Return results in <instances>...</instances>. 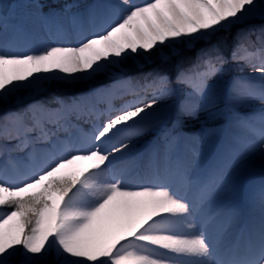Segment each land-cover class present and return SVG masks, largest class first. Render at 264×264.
<instances>
[{"label": "snow or ice", "instance_id": "obj_1", "mask_svg": "<svg viewBox=\"0 0 264 264\" xmlns=\"http://www.w3.org/2000/svg\"><path fill=\"white\" fill-rule=\"evenodd\" d=\"M30 8L60 42L16 51L27 28L23 22L9 28L15 12L0 13V104L20 103L21 90L36 92L50 80L106 75L110 83L67 101L57 96L55 108L33 101L0 111V264H264V179L245 186L256 153L264 168V0L103 6L64 0L55 7L33 0ZM238 23L247 27L230 51L221 50L223 40L211 42ZM201 40L208 47L174 78L132 77L123 67L177 41ZM240 63L252 73L229 78ZM117 95L133 99L116 108ZM93 96L109 107H87L96 119L85 132L73 117L79 121ZM202 115L227 125L230 135L215 163L196 174L170 156L182 138L180 125ZM149 132L160 140L150 154L151 174L118 167L134 140ZM219 134L211 127L200 133L206 140ZM161 157L162 171L154 167ZM221 193L246 194L259 209L239 236L229 231L228 217L210 211Z\"/></svg>", "mask_w": 264, "mask_h": 264}, {"label": "bare ground", "instance_id": "obj_2", "mask_svg": "<svg viewBox=\"0 0 264 264\" xmlns=\"http://www.w3.org/2000/svg\"><path fill=\"white\" fill-rule=\"evenodd\" d=\"M33 2V0H5L4 5L2 6V10L0 13L7 12L11 16L12 12H15L16 16L15 19H9L8 20V26L12 24H17L20 22H23L24 25L27 28L26 35H23L19 41V43L15 46L16 51H39L44 46L54 45L58 41L57 37L52 34V29L41 21L31 17L29 13L32 11L30 8V4ZM42 3L51 5L53 7L57 6L59 3H63L64 0H41ZM76 2L81 3L84 6L88 5H100L103 6L105 4L109 3H119V0H76ZM146 2V0H130V5H139ZM47 10V9H46ZM252 23H259V21H252ZM247 27V23H238L230 26L228 30H220L219 32H224L227 35L229 32L235 31V29H239L242 27ZM3 25L2 22H0V31H3ZM215 33V34H216ZM213 34V35H215ZM232 35V34H231ZM72 37H69V40H71ZM198 42V41H197ZM64 43H67V41H64ZM235 41L233 43L230 42V44L227 43V46H229V50L233 47ZM177 45L179 48L183 46L179 41L172 43ZM168 46V45H167ZM158 49L153 53L151 57H154L153 61L150 62V64L146 58L147 56L141 58L137 56L136 58L140 59L144 66L149 68L151 65L159 64L162 65L161 62H163L160 54L157 52ZM164 52V50L160 51ZM177 55H170L168 58L171 59V57H176ZM126 61L130 62H136V59L129 58ZM136 66V65H135ZM137 68V67H136ZM242 69V71H241ZM138 70V69H137ZM141 70V69H140ZM162 72H165V70H161ZM130 71L127 70V75L132 76V74L129 73ZM168 71L166 70V74ZM252 73V69L248 66H246L243 63L240 64H233L230 67L229 71V78L232 77H248L249 74ZM174 78L175 75H172ZM87 79V78H86ZM82 81V80H77ZM77 81H53L50 80L44 87L38 89L36 92H29L28 90H21L20 92L25 91L28 93L27 98L23 99L21 102V107H24L27 104L32 103L33 101H41L38 99V96L41 94H48L49 98H51L50 103L47 105H53L56 104L53 97L54 95H59L63 100L67 101L69 97L76 96V91L78 90V86L72 87V88H64L67 85L76 84ZM61 85L63 86H55L51 87L52 85ZM50 88H49V87ZM19 92V93H20ZM133 99L131 95H124L120 96L117 95L116 98L112 99L111 104L113 107L119 108L123 103ZM23 103V104H22ZM20 104L11 105V107L8 108H18ZM108 101L101 97H90L87 107H94L97 110H101L104 107H108ZM50 107H57V104ZM106 110V109H105ZM242 110H247V108H243ZM241 110V111H242ZM106 118V117H105ZM104 118V119H105ZM82 124L79 125L80 128H82L85 132L90 131L92 127V123L94 122L95 115H89L85 114L81 116ZM73 122H76L75 117H73ZM90 128V129H89ZM220 134L212 139H204L202 137H198L196 135H193L192 139L189 140H183L180 141V145L178 144L177 148L174 150V152L170 156V160L172 163H176L178 161H182L186 163L190 170L195 169L196 174H203L207 171V169L215 163L217 157L220 155V153L224 150L225 146L228 143V138L230 135L229 132H219ZM61 138H64V134H61ZM156 136L154 133H147L136 140H134V148H137L138 150H143L145 147H150L154 143ZM133 148V149H134ZM130 150V154H126L122 159H125L126 161H130L132 156V150ZM195 154V155H194ZM21 156L23 154H20ZM154 167L160 171H162L165 167V160L158 159L155 162ZM153 168V164H152ZM151 171H149L148 175L151 174ZM264 179V168H262L261 160H260V154L256 153L254 156H252L246 165V174H245V186L247 188L254 187L258 185L261 180ZM211 212H218L222 217H228L229 218V231L234 235L237 236L243 233L250 225V222L254 217H258L259 209L258 207H254L250 204L247 195L238 196L236 198L231 197L227 193H221L216 197L215 200L212 201V203L209 206ZM4 209H0V211H3Z\"/></svg>", "mask_w": 264, "mask_h": 264}, {"label": "rangeland", "instance_id": "obj_3", "mask_svg": "<svg viewBox=\"0 0 264 264\" xmlns=\"http://www.w3.org/2000/svg\"><path fill=\"white\" fill-rule=\"evenodd\" d=\"M242 28H246V27H242ZM242 28H239V29H235V31L233 32V30H232V32H229L227 35H225L226 33H224V32H219V33H216L215 35H212L211 37H210V40H211V42L212 43H216L217 41H219V40H223V42H224V44L226 45V47H222V51H225V52H227V51H230L229 50V46H227V43L228 44H230V42L231 43H233L234 41H235V38H236V35H237V33L240 31V29H242ZM232 34V35H231ZM255 38V36H254V34H253V39ZM208 47V43L206 42V41H203V40H201V41H198V42H193V43H187V44H183V46L182 47H178L177 45H175V44H169L167 47H161V48H158V53L160 54V56L162 57V58H165V59H162L163 61H166L167 59H168V57L170 56V55H172V54H174V55H177L174 59V61L176 62L175 63V65L174 66H171V67H167L166 65V62L164 63V62H162L161 64L162 65H151L149 68H147V67H145L144 66V63L140 60V59H138V58H136L135 57V59H136V62L134 63V64H137L136 66H137V69L138 70H140L141 72H144L145 73V71L147 72L146 73V75L147 74H149V73H151V74H153V75H155V74H157V73H161V74H164V73H166V70H169L168 71V75L169 76H171L172 77V75H175L176 74V72H177V70L178 69H180V68H185V67H187L186 65H183L182 63H181V61L179 62V60L181 59V55L182 54H185V55H188V54H190V56H193L194 57V59L192 60V63H191V65L192 64H194V63H196V61H197V59H198V57H199V54H200V51H201V49H205V48H207ZM162 50H164V52H160V51H162ZM169 52V53H168ZM161 53H164V55H161ZM189 56V57H190ZM153 59H154V57H147L146 58V60L150 63V62H152L153 61ZM171 59H172V57H171ZM173 61V60H172ZM171 61V62H172ZM125 62H129V61H125ZM173 63V62H172ZM129 64H132V63H129ZM150 64H152V63H150ZM191 65H189V66H191ZM124 67V66H123ZM133 67V66H132ZM131 67V68H132ZM127 70V69H126ZM137 70V71H138ZM161 70H165V72H162ZM130 73V72H129ZM133 73H135V72H133ZM131 74V73H130ZM99 76H101V75H97V76H95V77H93V78H87V79H84V80H82V81H77V83L76 84H70V85H67L66 87L64 86V88H65V90H66V88H72V87H75V86H78V87H85V86H88L89 85V83L90 82H92L93 83V81L94 82H97V81H100V79H95V78H97V77H99ZM132 77H135V76H133L132 75ZM137 77V76H136ZM96 80V81H95ZM57 87V86H59L58 84L57 85H52L51 87L53 88V87ZM61 86V85H60ZM59 86V87H60ZM49 87V86H48ZM63 86H61V88H62ZM50 88V87H49ZM19 97H22V100L23 99H26L27 98V95H28V93H26L25 91H23V92H20L19 94ZM53 97V99L55 98V97H57V96H52ZM38 99L39 100H45V101H43V103L44 104H48V103H50V102H52L51 101V98H49V95L48 94H41L40 96H38ZM41 100V101H42ZM54 101H55V99H54ZM21 102H23V101H21ZM21 102L20 103H17L16 102V98H12V99H10L9 100V103L8 104H6V105H4V104H0V111H4V110H6V108L7 107H11V105H16V104H20L19 105V107H21ZM23 104V103H22ZM242 110V109H241ZM225 111H227V108H225ZM214 122H216V121H213V120H211V119H209V118H207L206 116H204V115H202L201 117H200V119L199 120H188L187 122H184V123H182L181 125H186V126H193V127H198V128H195V129H193L192 130V132H186V131H184L183 129H181V127L179 128V131L182 133V138L183 137H185V139H187V140H189V139H191L192 138V136L193 135H196V136H198V137H202L201 135H200V133H201V128L202 127H205V126H207V125H210L211 126V128H214V129H216V131L218 132H223L224 131V129L225 128H227V125H218V124H216V123H214ZM202 138H204V137H202ZM205 139V138H204ZM160 142V140H159V137H156L155 138V140H154V146L157 144V143H159ZM138 149L137 148H134L133 150H132V154L133 153H135L136 151H137Z\"/></svg>", "mask_w": 264, "mask_h": 264}, {"label": "trees", "instance_id": "obj_4", "mask_svg": "<svg viewBox=\"0 0 264 264\" xmlns=\"http://www.w3.org/2000/svg\"><path fill=\"white\" fill-rule=\"evenodd\" d=\"M189 56H190V54H188V55L182 54V55H181V59L179 60V62L181 61V63H182L183 65H186V66L191 65L192 60L194 59V57H193V56H190V57H189ZM174 58H175V57L172 58L173 61L171 60L173 63H172L171 61H169V62L167 63V65H166L167 67H168V66L171 67V66H174V65H175L176 62L174 61V60H175ZM190 62H191V63H190ZM173 64H174V65H173ZM167 71H169V70H167ZM146 73H147L146 71H145V73L142 72L141 75H142V76H143V75H146Z\"/></svg>", "mask_w": 264, "mask_h": 264}]
</instances>
